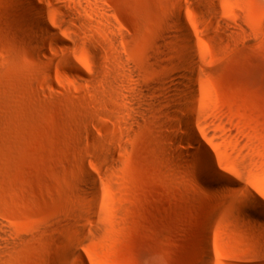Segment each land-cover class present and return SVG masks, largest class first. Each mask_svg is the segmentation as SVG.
I'll list each match as a JSON object with an SVG mask.
<instances>
[{"label":"rangeland","instance_id":"obj_1","mask_svg":"<svg viewBox=\"0 0 264 264\" xmlns=\"http://www.w3.org/2000/svg\"><path fill=\"white\" fill-rule=\"evenodd\" d=\"M23 1L0 0V264H264V210L244 188L202 182L160 84L187 55L179 15L197 58L195 129L264 197V0H85L89 26L57 14L58 36L79 37L71 50L33 31ZM140 84L157 88L144 109L128 97Z\"/></svg>","mask_w":264,"mask_h":264},{"label":"bare ground","instance_id":"obj_2","mask_svg":"<svg viewBox=\"0 0 264 264\" xmlns=\"http://www.w3.org/2000/svg\"><path fill=\"white\" fill-rule=\"evenodd\" d=\"M25 2L27 4V7H25L28 8L32 12V14L30 13L27 17L25 16L26 18H24L26 19V23L32 26L33 31L42 32L45 35L57 37L59 43L69 50H71L75 45L77 46L80 40L79 37L74 36V38L70 40L71 42L68 43L63 38L58 36L59 31L57 33L56 28L60 30V27L56 26L55 24L58 20L57 14L63 12V8H67V10H69L74 15L77 21L82 22L85 26L90 25V23L85 19L83 15V8L86 7L85 0H62L63 3H61L60 0H24L23 3L25 4ZM45 3L47 6H45ZM58 22V24H60V21ZM177 27L178 31L176 37L180 42L182 41L184 43V51L187 53V55H184L183 60L180 63V71L172 77L171 81L160 83L165 91L173 94V97H167L165 100L167 103L173 104L175 107L174 110L170 111V116L172 117L171 121L177 133L176 138L180 142L190 140L189 142H191L190 144L196 151L195 153L197 154V157L200 161V165H197V168L200 170V173L207 178L202 181L206 186L211 187L214 185V183L221 181L225 184H232L238 186L239 188H244L247 192V195L249 196V203L251 204V206H257L264 210V197H261L262 195L260 196L257 193L255 194L254 192H251L249 189H247L246 186H243L241 183H239V179L242 175L237 178L221 170V168L217 166L214 155L205 146L202 138L195 129L194 114L196 112V105L193 104V106H191L187 103L185 104L184 101L188 99L189 95V89L187 87L188 83H191L193 84V86H195L196 74L194 68L195 66H197V58H195L194 55H188V53L190 52L189 33L187 26L179 15L177 17ZM35 40L42 44L44 47H48L50 49L53 48H51V46L49 45L50 42L48 43L46 38H44L43 36H39ZM68 62L71 66L77 68L75 62L71 58H68ZM141 85L142 84L138 85V87H136L134 92L130 95L127 94L128 97L132 99V107L135 106L138 109H144L145 106L150 104L152 105L157 102V100H150V94L153 93L157 88L150 85ZM184 106L189 109H187L189 112V114L187 115H184L181 112V108H184ZM183 123H185L186 126L183 125ZM86 177L87 182H85V187L87 189H96L98 183L96 175L92 171L87 170ZM217 208L220 212L231 216H238L241 214V212L236 208L233 209L234 207H231L232 210H230V207L227 208L226 205H223L222 203H218ZM139 219L141 221L145 220V218L141 216ZM194 242L199 245L201 244V240L198 236H195ZM201 256L204 259H208V254L204 248H202L201 250Z\"/></svg>","mask_w":264,"mask_h":264}]
</instances>
